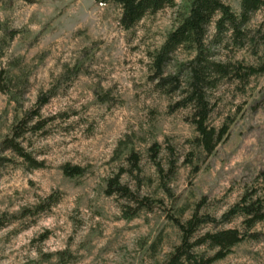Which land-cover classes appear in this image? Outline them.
Instances as JSON below:
<instances>
[{"label": "rangeland", "instance_id": "374dc122", "mask_svg": "<svg viewBox=\"0 0 264 264\" xmlns=\"http://www.w3.org/2000/svg\"><path fill=\"white\" fill-rule=\"evenodd\" d=\"M226 1L240 11L241 0ZM176 12L177 6L166 7L127 30L119 6L109 0H0V20L21 30L4 48L0 42V71L7 70L24 90L25 107L58 86L42 109L45 117L56 118L24 139L45 164L28 169L16 159L0 170V215L60 194L50 209L0 228V264L161 263L180 243L177 226L158 208L125 219L124 200L104 192L106 179L126 164L131 149L142 157L141 192L164 199L176 216L188 218L202 202V211L220 217L246 190L264 199V74L245 84L225 80L212 90L210 124H227L228 132L206 155L194 142L191 109L172 110L178 95L164 93L150 79V52L173 27ZM263 19L259 11L250 25L256 28ZM214 34L211 24L210 39ZM177 56L188 55L181 50ZM217 57L256 62L249 49L233 46L218 48ZM98 91H110L109 101H101ZM15 107L0 91V137L16 118ZM154 142L161 143L166 166L169 158L177 159L172 198L148 154ZM66 162L84 166L86 174L64 175ZM122 180L137 186L128 173ZM243 221L240 215L222 227L245 230ZM249 232L253 236L213 264H264V221ZM64 250L72 254L66 263L57 253Z\"/></svg>", "mask_w": 264, "mask_h": 264}, {"label": "trees", "instance_id": "16d2710c", "mask_svg": "<svg viewBox=\"0 0 264 264\" xmlns=\"http://www.w3.org/2000/svg\"><path fill=\"white\" fill-rule=\"evenodd\" d=\"M109 1L119 6V22L127 30L134 28L147 14L177 6L173 27L167 31L161 45L150 52V79L164 93L178 95L171 105L172 110L191 109L190 121L198 132L194 142L206 155L213 154L227 135L228 125L217 128L210 124L212 90L225 80H238L245 84L251 77L264 74V19L256 28L250 25L257 12H264V0H241L239 12L226 0ZM211 24H214L215 34L210 39ZM0 31L4 35L0 39L1 47L4 48L21 30L9 27L0 20ZM230 46L249 49L256 62L217 57L218 48L228 49ZM181 50L187 53L186 58L177 56ZM57 87L40 92L35 103L25 107L24 90L19 89L7 70L0 71V91L9 94L16 105V118L8 132L0 137V170L16 159H20L28 169L44 166L45 162L35 157L25 146L24 139L28 134L43 132L56 118L45 117L42 109L57 94ZM97 96L104 102L111 97L110 91H98ZM161 152L162 145L159 142H154L148 148L149 157L160 175V185L172 198L171 178L177 170V159L169 158L166 166L160 157ZM170 153L173 154L172 151ZM187 157L188 161H192V155ZM125 161L126 164L117 173L106 179L104 188L106 195L124 200L121 204L122 217L132 219L142 210L153 211L158 208L180 231V243L159 264H213L231 253L238 243L253 236L250 229L264 221V199L249 190L220 217L202 211V202L196 205L188 218L176 216L164 199L141 192V154L131 149ZM61 168L68 177H81L87 172L84 166L71 162L64 163ZM125 173L136 180L135 189L123 182ZM59 199V192H52L36 205L23 208L18 214L5 212L0 215V228L20 217L37 216L50 209ZM240 215L244 216L245 230L222 227V224ZM209 225L211 229H204ZM57 253L65 263L72 256L68 250Z\"/></svg>", "mask_w": 264, "mask_h": 264}]
</instances>
